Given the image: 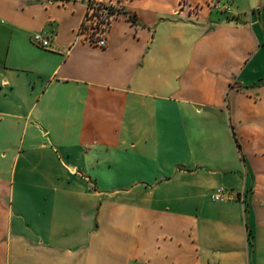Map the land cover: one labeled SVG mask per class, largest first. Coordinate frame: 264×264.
I'll use <instances>...</instances> for the list:
<instances>
[{
    "label": "crops",
    "instance_id": "1",
    "mask_svg": "<svg viewBox=\"0 0 264 264\" xmlns=\"http://www.w3.org/2000/svg\"><path fill=\"white\" fill-rule=\"evenodd\" d=\"M221 1L99 47L87 0H0V264H264V0Z\"/></svg>",
    "mask_w": 264,
    "mask_h": 264
},
{
    "label": "built area",
    "instance_id": "2",
    "mask_svg": "<svg viewBox=\"0 0 264 264\" xmlns=\"http://www.w3.org/2000/svg\"><path fill=\"white\" fill-rule=\"evenodd\" d=\"M120 1L121 0H87L85 15L79 28V33L82 35L84 41L99 47L105 46V34L111 20L117 17L121 10L119 4ZM103 2L106 4L101 5ZM184 6H186L185 1L180 0V6L175 10V13L183 9ZM206 6L209 9L212 8L215 11L225 13H228L230 10L229 5H223L220 7V3L212 1H208ZM200 8L201 5H195L189 8L186 12H190L191 15H197L201 10ZM102 15H104V20L101 21L100 19L102 18ZM96 25L98 27L100 26V28L97 29ZM93 30H96V32H93ZM33 42L41 48H47L48 46L47 39L41 35L33 36ZM212 198L215 201H222L224 199L236 198V194L233 190L219 188L214 192ZM237 198L242 201V196H237Z\"/></svg>",
    "mask_w": 264,
    "mask_h": 264
},
{
    "label": "rangeland",
    "instance_id": "3",
    "mask_svg": "<svg viewBox=\"0 0 264 264\" xmlns=\"http://www.w3.org/2000/svg\"><path fill=\"white\" fill-rule=\"evenodd\" d=\"M184 1H185L186 6H184L183 9L185 10V13H186L187 16H193V15L190 14V12L187 13L186 11L189 10V8H191L192 6H195V5H197V6H198V5H201V8H200L201 10H200V12H201L203 9H205V10L207 9V10H210V11L212 10V11H213L212 8L209 9V8H207V6H206V4H207L208 1H212V2H216V3H220V7H222L223 5H228V4H225V2H222L221 0H204L202 3H200V2L190 3V2H188L187 0H184ZM103 4H106V3H104V2L101 3V5H103ZM200 12H199V13H200ZM199 13H198V14H199ZM198 14H197V15H198ZM197 15H194V16H197ZM100 20H101V21L104 20V15H102V18H101ZM101 21H100V23H101ZM96 28L99 29L100 26L98 27V26L96 25ZM93 32H96V30H93Z\"/></svg>",
    "mask_w": 264,
    "mask_h": 264
}]
</instances>
